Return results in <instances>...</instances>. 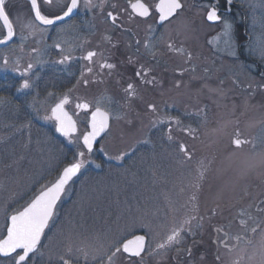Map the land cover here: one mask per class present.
I'll use <instances>...</instances> for the list:
<instances>
[{
    "label": "rangeland",
    "instance_id": "rangeland-1",
    "mask_svg": "<svg viewBox=\"0 0 264 264\" xmlns=\"http://www.w3.org/2000/svg\"><path fill=\"white\" fill-rule=\"evenodd\" d=\"M6 3L15 37L0 50V235L5 232V210L10 215L22 208L43 186L54 182L79 151H85L80 139L88 115L78 114L75 105L87 100L91 110L99 106L122 118L113 116L110 131L90 154L85 151V166L66 187L45 230L44 255L51 259V251L68 255L71 250L74 261L95 264L94 257L115 241L143 233L148 243L141 260L162 264L168 248L158 245L170 235L167 230L195 223L202 246L200 264H264L262 0H224L229 8L223 19L233 25L232 49L222 35V23L208 26L205 12L186 2L170 26L177 31L183 28L179 35L195 40L196 51L206 57L186 63L187 69L193 66L194 70L182 76L183 86L182 77L170 80L163 94L170 100L168 106L153 114L147 108L125 105V96L114 82L101 86V96L97 83L86 88L76 83L67 108L77 118L79 132L66 139L58 137L55 122L45 118L68 93L57 89L52 76L42 75L56 61L51 54L55 42L49 40V30L23 22V0ZM26 33L37 34L29 39ZM3 35L0 26V39ZM29 63L34 87L18 91L24 77L13 67L22 71ZM175 83L178 88H173ZM166 116L181 123L153 126L158 117ZM237 132L248 141L240 148L232 143ZM181 144L191 159L179 150ZM121 154L126 155L117 159ZM201 161L208 165L203 178ZM190 217L201 219L185 225ZM181 238L188 245L193 236L184 233ZM213 241L218 261L214 249L209 251L210 260L204 254ZM127 260L117 254L112 264H132Z\"/></svg>",
    "mask_w": 264,
    "mask_h": 264
},
{
    "label": "snow or ice",
    "instance_id": "snow-or-ice-1",
    "mask_svg": "<svg viewBox=\"0 0 264 264\" xmlns=\"http://www.w3.org/2000/svg\"><path fill=\"white\" fill-rule=\"evenodd\" d=\"M45 3H51V0H43ZM231 2V0H229ZM264 3V0H262ZM30 12L34 14L35 21L44 26L54 25L57 21H62L66 17H70L72 13L80 6V0H70V2L63 5L60 8L59 13L44 14L41 9V0H29ZM83 5L86 9L95 10L100 8L103 10L106 6L111 7L112 11L106 12V19L111 20L112 25L117 28H122L124 32L131 33V27L125 26V21L120 19V14L117 11V5L108 4L107 0H100V4L97 5L93 0H83ZM183 0H159L155 4V12L159 14V23L163 25L165 22L171 23L174 19H178L181 12L184 9ZM131 12H127V24L145 22L147 19H151L153 12L152 6L143 2V0H136L135 3H130ZM8 5L6 0H0V22H2L6 34L3 39H0V44L7 43L12 40L15 32L13 29V22L10 18V13L7 10ZM206 19L213 23L221 22L223 26L222 35L227 37L226 44L229 49H232V29L233 25L231 22L223 19L218 13L217 7L213 6L207 9ZM148 31L150 33H155V28L153 25L148 26ZM107 42L112 46V48L117 47V44L112 42L111 37L107 39ZM161 42H163L162 47L166 48L169 52H180L185 55L186 62L191 61L192 54L190 52H184V50L172 41L171 37L167 41L164 40V34L159 37H154L153 40L146 42L143 46L146 50L153 54L155 58V50H159L161 47ZM135 44L137 46V52H139V46L141 45L140 40H136ZM131 46V45H129ZM56 48H60L59 44L55 45ZM250 50H253L250 47ZM234 54V53H232ZM100 55L101 59L104 61L100 63L98 67L100 69L112 70L116 67L115 64L109 63L104 59L103 53H97L96 51H89L85 56L82 57L84 61L88 63L84 68L81 69L80 78L77 80L78 85L87 87L89 83L94 82L91 80V76L94 73V66L96 65L95 57ZM260 58L264 59V47L260 50ZM72 60L71 54L61 53V59L55 61L56 64H65ZM128 62L139 64V61H133L129 57ZM4 65H8V60H4ZM33 65L29 63L27 67L21 71L18 66L13 67V71L24 77L23 82L19 85L18 91L26 90L34 87L33 83L30 82L29 73L31 72ZM153 69L145 67L141 64L139 69L135 71V77L142 79L145 84L157 83L156 77L152 76L149 79V75L152 73ZM111 75V71L108 72ZM179 87V84H177ZM71 89L68 93L61 95L58 102L55 103L53 107L50 108V115L46 116V119L55 122L56 130L64 136L71 137L72 134L77 130V122L73 119V116L67 111V105L70 103ZM138 95L137 84L133 81H129L126 84L125 96L127 99L131 100ZM76 109L85 110L86 115H88L87 126L88 131L82 133V146L87 151L91 153L93 151L94 143L101 134H107L110 131V119L114 116L115 119H121L122 117L117 113H112L109 110L102 109L96 106L94 110H90L91 106L88 103H77L75 105ZM147 109L153 114L157 112V105L154 103H148L146 105ZM180 124L181 121L173 117H158L153 121V126L156 124L172 123ZM189 131L195 132V129L189 128ZM168 139L172 140L171 135L172 128L167 129ZM237 138L232 140V143L240 148L243 144L248 143L246 140H241L239 138V133L236 134ZM195 138V137H193ZM179 150L191 159V155L185 145H179ZM126 154H121L117 159H123ZM85 151H79L74 157L73 162H70L67 166L58 174L56 180L50 185L43 186L40 191L33 196V198L28 201L22 208L12 211V214L8 215L7 210H5V233L0 235V257L8 258V264H33V256L39 254L43 255L42 249L46 247L44 244V239L46 238L45 230L49 227V222L53 218L54 210L57 202L61 198L62 194L66 190V186L72 181V179L80 173L81 169L85 166ZM201 178H203V173L208 170V165L203 161L200 162ZM196 197L193 196L192 200ZM196 219L197 221L201 219L200 217H190L184 221L185 225H190L191 220ZM142 227H146L143 225ZM184 229L181 227L174 228L171 234L166 237L163 243L158 245L159 248L163 249L168 245H172L174 242L179 244L181 242V232ZM255 231V229H253ZM240 240L241 237H236ZM227 248V244H225ZM231 250V249H228ZM146 251L145 247V236L137 235L132 239H121L115 241L108 249L100 256L94 257L98 264H112L114 258L117 254H128L130 258L141 257V254ZM189 256H191V250L187 249ZM217 259H219V254H217ZM58 264H72L71 260V250H69L68 258L61 255L58 260Z\"/></svg>",
    "mask_w": 264,
    "mask_h": 264
},
{
    "label": "flooded vegetation",
    "instance_id": "flooded-vegetation-1",
    "mask_svg": "<svg viewBox=\"0 0 264 264\" xmlns=\"http://www.w3.org/2000/svg\"><path fill=\"white\" fill-rule=\"evenodd\" d=\"M23 1L26 3L23 7L26 11L23 15L25 19L23 20V22L28 24L33 23L40 29L50 31L49 40L55 42L51 54L54 56V58L56 57V61L61 59L62 52L65 55L71 54V61L65 64H55L54 61V63L51 65V71H44L42 75L44 79H46L48 76H52L49 78H52L53 82H51L55 84V86H57L58 90L64 88L65 90L69 91L71 89V93H73V96H75V92L73 89L75 84L77 83V80L80 78L81 69L84 68L85 65L88 63L87 61H84L82 57L85 56L89 51L103 53L104 59H106L109 63L116 65V67L112 70H102L98 67V65L100 63H103L104 61L101 59L100 55H97V57H95L97 63L94 66V73L91 76V80L94 82L91 83H97L98 90L100 91L99 95L101 96V86H104L107 83L109 84L114 82V84H116L115 87L118 88V92L120 93V95L125 96L126 84L131 80L137 84L138 95L131 100L127 99L125 96L123 102L125 103V105L129 104V106H133L134 108H147L146 105L148 103H154L155 105H157V108L168 106L170 100L167 99V96L163 94L169 88L168 86L170 84V80L174 77H184L187 71L194 70L193 66L187 69V58L185 55L181 54L180 52H169L166 48L162 47L163 42H161V47L159 50H153L156 53L154 58L153 54L144 48L143 45L146 42L153 40L154 37H159L161 34H164L165 41H167L169 37H171L172 41L179 45L184 50V52H190L192 54L191 60L195 61L197 59H203L206 57L205 54H201V52L196 51L195 40H187L186 37L179 35L183 32V28L177 31L174 25L170 26V24L167 22H165L163 25L159 23V14L155 12L154 8L155 4L158 3L159 0H143V2L152 6V18L147 19L145 22H137L132 24H127V13L124 10L127 9V12H131L132 10L130 7V3H135L136 0H107L108 4L117 5V11L120 14V19L122 21H125V26L131 27V33L124 32L122 28H117L116 26L112 25L111 20L106 19V12L113 10L111 7L106 6L103 10H101L99 7L95 10H89L84 7L83 0H80V6L72 13L70 17H66L62 21H57L54 25L43 26L39 24L38 21H35L34 14L30 12L29 2L27 0ZM68 2H70V0H51V3H45L43 2V0H41V9L44 14L59 13L60 8H62L63 5ZM93 2L97 5L100 4V0H93ZM186 2L192 3L193 8H195L194 10L202 9L205 12L204 23L210 27L216 26L221 22L217 24L208 23L206 19L207 9L213 6L217 7L218 13L221 15L222 18H224V14L228 12L229 8L224 3V0H183L184 5ZM173 21L171 23H173ZM150 24L153 25V27L155 28L154 34L148 31V26ZM13 29L15 32L14 23ZM2 30L4 34V29L2 28ZM36 34L37 33H26L29 39L35 37ZM14 37L15 34L13 36L12 42L14 41ZM109 37H111L113 43L117 44V47L112 48V46L107 42V39ZM137 39L141 41V45L139 46V52H137V46L135 44V41ZM56 44H59L60 48H56ZM210 46L211 50L215 51V48L212 47V45ZM1 49L2 48H0V50ZM129 57H131L133 61L138 60L139 64H130L128 62ZM141 64L145 65V67L153 69L152 73L149 75V79L152 76L156 77L157 83L155 86L153 84H145L143 83L142 79L135 77L134 73L136 70L139 69ZM109 71H111V75L108 74ZM14 73H17V75L20 76L18 72L15 71ZM10 75L12 77V74ZM183 77L180 86H183ZM177 84L179 83L172 84L174 86L172 87L178 88ZM80 96L81 98H85L86 94L82 92ZM115 96H117V98L119 97L117 94ZM103 98L105 100V96ZM78 101H80V103L86 102L89 105L91 104L87 100ZM67 111L70 113V115L73 116V119L77 122V130L75 133L76 135L79 132V122L75 115H73L68 108ZM90 111L91 108L89 112ZM79 113H85V110L78 109V114ZM56 135L63 139L70 138L62 137L57 133ZM183 229L184 231L181 232V237L184 233H192L193 238L188 242V245H185L182 239L179 244H176L174 242L172 245H168V252L167 255H165L164 257V260L161 262L162 264L201 263L202 246L200 238L196 236V224L194 223L193 227H187ZM172 230L173 228L168 229L167 234H171ZM137 235L145 236L146 247L148 243L147 236L143 233H137L133 236ZM214 244L215 242L213 241L211 245L212 247H209L208 249L206 247L204 250V254L206 255V257H208L207 260L211 259V253L209 251H213L214 249V259L218 261V253L215 251L217 246H214ZM175 246L176 249L173 251L172 249ZM187 249L191 250V256H189L188 251H186ZM144 253L141 254V257L130 258L125 254L124 256L128 259L127 262H131L132 264H152L148 261L144 262L141 260ZM50 254L53 255L51 259L48 258V255L44 254H37L33 256V264H58L59 257L62 254L60 255L55 251H51ZM63 256H65L66 259L68 258V255ZM37 257H39V259H36ZM71 260L72 264H83L74 261L72 258ZM0 264H8V258L0 257Z\"/></svg>",
    "mask_w": 264,
    "mask_h": 264
},
{
    "label": "water",
    "instance_id": "water-1",
    "mask_svg": "<svg viewBox=\"0 0 264 264\" xmlns=\"http://www.w3.org/2000/svg\"><path fill=\"white\" fill-rule=\"evenodd\" d=\"M28 2H29V0H28ZM207 21H208V20H207ZM208 23H210V24H217V23H219V22L213 23V22H211V21H208ZM0 24H1V26L3 27L4 32H5V34H6V30H5V28H4L3 24H2V22H0ZM43 26H44V25H43ZM12 39H13V38H12ZM11 41H12V40L8 41L7 43L0 44V48L7 46L8 44L11 43ZM88 130H89V128H88ZM56 132H57L59 135L63 136V137H68V136H64V135H62V134H61L60 132H58L57 130H56ZM75 133H76V131H75L73 134H75ZM73 134H72V135H73ZM103 135H104V134H101V136L98 137V138L96 139V141H95V143H94L93 150H94L95 146L97 145L98 141L103 137ZM81 144H82V139H81ZM77 176H78V174H77L75 177H77ZM75 177H74V178H75ZM74 178H73V179H74ZM73 179H72V180H73ZM66 187H67V186H66ZM62 195H63V194H62ZM57 203H58V202H57ZM130 239H132V238H130ZM145 242H146V240H145ZM126 255H128V254H126Z\"/></svg>",
    "mask_w": 264,
    "mask_h": 264
}]
</instances>
